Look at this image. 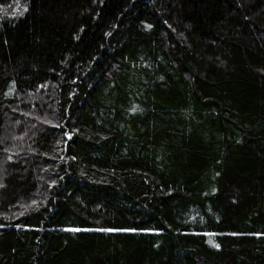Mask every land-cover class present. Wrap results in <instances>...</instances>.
I'll use <instances>...</instances> for the list:
<instances>
[{
    "label": "trees",
    "instance_id": "16d2710c",
    "mask_svg": "<svg viewBox=\"0 0 264 264\" xmlns=\"http://www.w3.org/2000/svg\"><path fill=\"white\" fill-rule=\"evenodd\" d=\"M0 264H264V0H0Z\"/></svg>",
    "mask_w": 264,
    "mask_h": 264
}]
</instances>
